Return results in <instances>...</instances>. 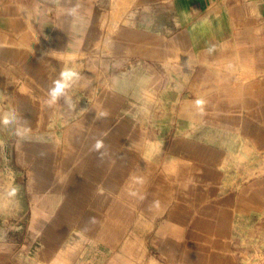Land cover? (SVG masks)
I'll use <instances>...</instances> for the list:
<instances>
[{
	"label": "crops",
	"instance_id": "obj_1",
	"mask_svg": "<svg viewBox=\"0 0 264 264\" xmlns=\"http://www.w3.org/2000/svg\"><path fill=\"white\" fill-rule=\"evenodd\" d=\"M136 63L191 71L163 91L159 126L137 81L119 79ZM65 71L76 76L49 104ZM0 94L22 135L60 138L22 146L25 231L0 243V264L104 250L102 264H239L235 218L264 213V172L229 168L232 155L264 157V0H0ZM149 152L137 196L135 154Z\"/></svg>",
	"mask_w": 264,
	"mask_h": 264
},
{
	"label": "rangeland",
	"instance_id": "obj_2",
	"mask_svg": "<svg viewBox=\"0 0 264 264\" xmlns=\"http://www.w3.org/2000/svg\"><path fill=\"white\" fill-rule=\"evenodd\" d=\"M150 70V71H149ZM166 73L156 72L154 69L145 68L142 64H131L124 73L121 74L120 80L137 81L135 91L139 96L145 99L141 102V108L146 103H151L149 108L146 105V114L152 122V126H159V113L161 111L160 97L164 95H175L177 86L188 83L192 80L191 71L181 66H167ZM111 76V74H108ZM110 79V81L108 80ZM114 82L111 78H105L104 86L112 87L117 85V76H114ZM154 81L167 85V89L149 88L154 86ZM157 84V85H158ZM117 88V87H116ZM128 91L129 89H121ZM161 92V93H160ZM175 102V101H169ZM173 106L168 107V111ZM188 107L185 105V115L188 113ZM191 129L192 125H187ZM186 131V130H185ZM33 140L41 141H59L58 137L22 135L19 129L18 121L15 119L14 107L6 101L0 94V243L8 241H18L22 238L25 231L27 219V172L24 167L22 158V146L30 144ZM153 148L158 149L153 146ZM158 152L136 153V195L142 189L147 178L156 168V159ZM233 164L229 168L239 171L238 176L249 178L255 174L264 172V157L253 156L250 151L240 156H233ZM240 174V175H239ZM139 221H137V225ZM123 225L121 223V237ZM126 229V226H125ZM124 229V230H125ZM134 240L140 246L143 245L142 239L134 236ZM232 241V255L239 261V264H264V213L237 216L234 221ZM102 251V250H99ZM105 255L107 250H104ZM88 255L83 264H102L105 255ZM150 261L149 264H153Z\"/></svg>",
	"mask_w": 264,
	"mask_h": 264
},
{
	"label": "clouds",
	"instance_id": "obj_3",
	"mask_svg": "<svg viewBox=\"0 0 264 264\" xmlns=\"http://www.w3.org/2000/svg\"><path fill=\"white\" fill-rule=\"evenodd\" d=\"M76 76L75 73L72 72H63L61 74V81H57L56 85L53 89L50 90L49 96L50 99L48 101L49 104H54L62 95H64V90L70 87L73 78ZM66 102H68V98L65 96ZM102 115H106V113H102ZM102 145L100 142H97L96 148H100Z\"/></svg>",
	"mask_w": 264,
	"mask_h": 264
}]
</instances>
